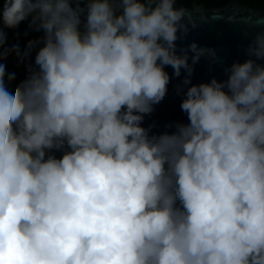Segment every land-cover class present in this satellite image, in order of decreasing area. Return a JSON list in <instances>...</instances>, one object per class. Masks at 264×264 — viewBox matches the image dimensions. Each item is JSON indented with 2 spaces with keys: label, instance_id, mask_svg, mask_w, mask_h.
<instances>
[{
  "label": "clouds",
  "instance_id": "obj_1",
  "mask_svg": "<svg viewBox=\"0 0 264 264\" xmlns=\"http://www.w3.org/2000/svg\"><path fill=\"white\" fill-rule=\"evenodd\" d=\"M227 2L0 0V264H264V16L224 80L177 44Z\"/></svg>",
  "mask_w": 264,
  "mask_h": 264
},
{
  "label": "water",
  "instance_id": "obj_2",
  "mask_svg": "<svg viewBox=\"0 0 264 264\" xmlns=\"http://www.w3.org/2000/svg\"><path fill=\"white\" fill-rule=\"evenodd\" d=\"M188 5L176 4L175 7ZM209 20L207 23L201 24L197 29L192 30L187 39L177 41L180 47H186L195 41L199 47H213L218 50L220 62L215 65L209 64L206 57H202L194 66L192 82L195 84L209 81L213 76L219 80L226 79L224 68L230 66L233 61L246 59L243 46H246L249 39L254 37L255 33L261 30L256 26V16H264V8H257V13L248 5H245L242 0H230L222 6H206ZM239 10V11H236ZM198 15L197 13H194ZM235 14L237 16L236 23L226 22V17ZM248 33L247 39L244 33ZM191 55V54H190ZM166 71L171 75L173 69L170 66L166 67ZM183 78V70L182 76ZM179 80L173 78L168 85V93L164 100L155 106V111L151 115L145 116L143 121L144 127L155 123L154 132L165 130V125L170 122H186V114L181 111L180 103L182 96L177 95L175 85ZM56 155L59 157L60 152Z\"/></svg>",
  "mask_w": 264,
  "mask_h": 264
},
{
  "label": "trees",
  "instance_id": "obj_3",
  "mask_svg": "<svg viewBox=\"0 0 264 264\" xmlns=\"http://www.w3.org/2000/svg\"><path fill=\"white\" fill-rule=\"evenodd\" d=\"M230 1V0H229ZM224 4H226V3H224ZM224 4H222V5H224ZM188 6H190L191 7V4H187ZM222 5H206V6H222ZM25 27H26V25L25 24H21V26H20V30L21 31H23L24 29H25ZM9 35H10V37L12 36V33L10 32L9 33ZM9 67H10V69L13 67V64L12 63H10L9 64Z\"/></svg>",
  "mask_w": 264,
  "mask_h": 264
}]
</instances>
